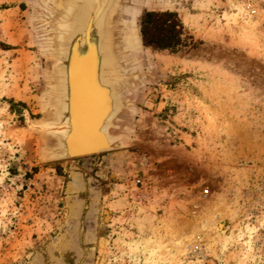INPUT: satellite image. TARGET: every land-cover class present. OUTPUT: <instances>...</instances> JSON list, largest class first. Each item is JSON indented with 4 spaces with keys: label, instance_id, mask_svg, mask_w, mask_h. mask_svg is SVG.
Returning <instances> with one entry per match:
<instances>
[{
    "label": "rangeland",
    "instance_id": "374dc122",
    "mask_svg": "<svg viewBox=\"0 0 264 264\" xmlns=\"http://www.w3.org/2000/svg\"><path fill=\"white\" fill-rule=\"evenodd\" d=\"M61 1L0 0V264H264V0H121L120 143L50 160ZM164 11L175 50L142 43Z\"/></svg>",
    "mask_w": 264,
    "mask_h": 264
},
{
    "label": "bare ground",
    "instance_id": "6f19581e",
    "mask_svg": "<svg viewBox=\"0 0 264 264\" xmlns=\"http://www.w3.org/2000/svg\"><path fill=\"white\" fill-rule=\"evenodd\" d=\"M72 2L73 0H68L67 9L59 22L60 27L58 31L57 28L53 31L55 37L47 40L50 49L48 61L50 63L47 69L51 68L53 72L57 71V75L63 77V81L59 80L62 86L66 80L65 71H68L74 90V104L69 105L64 101H56V91L53 101L51 94H48L50 112L46 119L48 121L39 128H45L50 138L56 142L46 153L47 159L50 160L67 157L55 153L56 149L62 147V140L67 141L72 156L96 153L99 150L87 148L102 142L106 143V149L110 146V150L120 143V138L110 133L116 117L124 107L118 87L127 77L120 70V60L115 48L114 18L120 3L117 7L118 0H75L73 4ZM66 19L67 21H64ZM105 100L112 102V105L107 110L109 112L107 117L104 118L100 111L102 112ZM61 114L75 121L72 123L73 129L69 125L65 131L55 130V124H58Z\"/></svg>",
    "mask_w": 264,
    "mask_h": 264
},
{
    "label": "water",
    "instance_id": "95a60500",
    "mask_svg": "<svg viewBox=\"0 0 264 264\" xmlns=\"http://www.w3.org/2000/svg\"><path fill=\"white\" fill-rule=\"evenodd\" d=\"M120 1L121 0H118V3H117V7H118V5H119V3H120ZM75 2V0H73V2H72V4ZM68 3V0H62L61 1V5H60V7L58 8V9H56V11L54 12V15L52 16V17H50V19L48 20V23L47 24H49L50 26H49V28H51L52 29V31H54L55 30V28H57V31H58V27H60V20H62V15H63V13L65 12V10L67 9V4ZM109 4V3H108ZM110 7H111V5L108 7V11H109V9H110ZM114 9H117V8H114ZM108 11H107V13H108ZM106 12V11H105ZM107 15V14H106ZM64 21H67V19L66 20H64ZM67 23L68 22H66V26H67ZM113 25L111 24V27H112ZM69 27V26H68ZM57 35V34H56ZM53 37H55V34H53L52 35V38ZM48 60V59H47ZM49 61V60H48ZM47 61V64H48V66H49V63L50 62H48ZM65 73H66V80H65V84H64V86H62V84L60 85V81L59 80H61V81H63V77H61V75L60 74H58L57 75V71H56V73L55 72H53L52 70H51V68L50 69H47V76H48V88L49 87H51L52 88V92H51V88H50V90L48 89V90H46V93L48 92L49 94H51V98H52V101L54 100V93H55V91H56V93H57V95H56V101L58 100V101H61V102H63L64 101V103L66 102V104L67 105H69V104H71V103H73L74 102V94H73V91L74 90H72V88H73V85L70 83L71 81L69 80V73H68V71H65ZM65 75V74H64ZM61 86V87H60ZM114 89H115V87H114ZM54 91V92H53ZM64 92H66V94H63ZM116 92V91H115ZM60 95V96H59ZM49 99V98H48ZM60 99V100H59ZM55 101V102H56ZM105 104H104V107L102 108V112L100 111V114L101 115H103L104 116V118L105 117H107V115H108V113L109 112H107V110H109V107H110V105H112L111 103L112 102H109V101H107V100H105V102H104ZM74 104V103H73ZM115 115V114H114ZM74 119V118H73ZM75 123V121H71V117H70V120L68 119V117H66V116H63L62 114L60 115V117H59V120H58V124H55V130H62V131H65V129H67V126H69V125H71L72 126V129H73V124L72 123ZM74 125H76V124H74ZM88 125V124H87ZM89 126V125H88ZM103 145H104V148H103ZM105 145H106V143L105 142H102V144H95L94 146H90V147H88L87 149H92V148H94V149H97V150H99L98 152H92L91 154H85V155H83V156H72V155H70V149H69V147H68V143H67V141H65V140H62V147H59L58 149H56V151H55V153H56V155H66L67 157H65L64 159H60V160H70V159H76V158H82V157H88V156H93V155H96V156H99L100 154H102V153H105V152H108V151H110V149H109V147H107V149L105 148ZM87 147V146H86ZM112 150V149H111Z\"/></svg>",
    "mask_w": 264,
    "mask_h": 264
},
{
    "label": "trees",
    "instance_id": "16d2710c",
    "mask_svg": "<svg viewBox=\"0 0 264 264\" xmlns=\"http://www.w3.org/2000/svg\"><path fill=\"white\" fill-rule=\"evenodd\" d=\"M183 27L175 12H146L140 35L145 46L156 50H175L182 44Z\"/></svg>",
    "mask_w": 264,
    "mask_h": 264
},
{
    "label": "built area",
    "instance_id": "2783aa9c",
    "mask_svg": "<svg viewBox=\"0 0 264 264\" xmlns=\"http://www.w3.org/2000/svg\"><path fill=\"white\" fill-rule=\"evenodd\" d=\"M140 183V181H138Z\"/></svg>",
    "mask_w": 264,
    "mask_h": 264
}]
</instances>
